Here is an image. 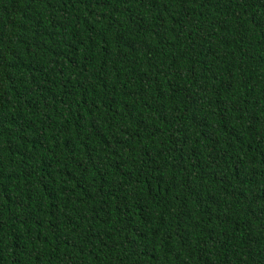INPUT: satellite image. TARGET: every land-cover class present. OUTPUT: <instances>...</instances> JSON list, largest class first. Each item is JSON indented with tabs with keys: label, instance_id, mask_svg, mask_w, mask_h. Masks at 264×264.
Here are the masks:
<instances>
[{
	"label": "trees",
	"instance_id": "trees-1",
	"mask_svg": "<svg viewBox=\"0 0 264 264\" xmlns=\"http://www.w3.org/2000/svg\"><path fill=\"white\" fill-rule=\"evenodd\" d=\"M0 264H264V0H0Z\"/></svg>",
	"mask_w": 264,
	"mask_h": 264
}]
</instances>
